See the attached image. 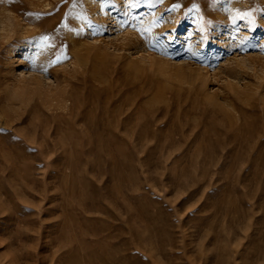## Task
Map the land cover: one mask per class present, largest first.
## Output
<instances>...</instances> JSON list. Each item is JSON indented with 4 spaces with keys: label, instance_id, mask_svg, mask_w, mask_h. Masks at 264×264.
<instances>
[{
    "label": "rangeland",
    "instance_id": "1",
    "mask_svg": "<svg viewBox=\"0 0 264 264\" xmlns=\"http://www.w3.org/2000/svg\"><path fill=\"white\" fill-rule=\"evenodd\" d=\"M0 11V264H264V0Z\"/></svg>",
    "mask_w": 264,
    "mask_h": 264
},
{
    "label": "bare ground",
    "instance_id": "2",
    "mask_svg": "<svg viewBox=\"0 0 264 264\" xmlns=\"http://www.w3.org/2000/svg\"><path fill=\"white\" fill-rule=\"evenodd\" d=\"M1 1H2V0H1ZM1 1H0V2H1ZM48 7H49V6H48ZM7 11H8V10H7ZM0 12H1V11H0ZM3 15H4V14H3ZM12 16H13V15H12ZM15 17H16V16H15ZM0 18H1V17H0ZM4 22H5V21H4ZM23 27H24V26H23Z\"/></svg>",
    "mask_w": 264,
    "mask_h": 264
}]
</instances>
